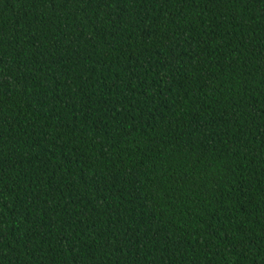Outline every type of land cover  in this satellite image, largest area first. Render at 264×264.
<instances>
[{
    "label": "trees",
    "instance_id": "1",
    "mask_svg": "<svg viewBox=\"0 0 264 264\" xmlns=\"http://www.w3.org/2000/svg\"><path fill=\"white\" fill-rule=\"evenodd\" d=\"M0 264H264V0H0Z\"/></svg>",
    "mask_w": 264,
    "mask_h": 264
}]
</instances>
